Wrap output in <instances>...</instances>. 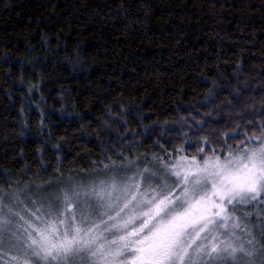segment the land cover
<instances>
[{
  "label": "trees",
  "instance_id": "1",
  "mask_svg": "<svg viewBox=\"0 0 264 264\" xmlns=\"http://www.w3.org/2000/svg\"><path fill=\"white\" fill-rule=\"evenodd\" d=\"M260 111L264 0H0V186L10 192L165 156L158 140L167 152L203 136L218 148Z\"/></svg>",
  "mask_w": 264,
  "mask_h": 264
},
{
  "label": "snow or ice",
  "instance_id": "2",
  "mask_svg": "<svg viewBox=\"0 0 264 264\" xmlns=\"http://www.w3.org/2000/svg\"><path fill=\"white\" fill-rule=\"evenodd\" d=\"M247 125L218 148L203 136L167 152L158 140L165 156L104 163L93 171L116 175L87 187L47 192L49 181L33 199L25 185L21 199L0 186V264H264V119Z\"/></svg>",
  "mask_w": 264,
  "mask_h": 264
},
{
  "label": "rangeland",
  "instance_id": "3",
  "mask_svg": "<svg viewBox=\"0 0 264 264\" xmlns=\"http://www.w3.org/2000/svg\"><path fill=\"white\" fill-rule=\"evenodd\" d=\"M151 156L152 155L148 156L149 160L151 159ZM136 159H137V157H134V158L126 159L123 162H126L127 160H136ZM115 162L117 164L121 163V162H118V161H115ZM147 163H148V161L144 160V157H141L140 160H139V167L143 168ZM149 166H151V165H149ZM153 170H155V169H153ZM113 175H116V173H112V172L104 173L102 171H96V172L90 171V172L83 173V174H81L79 176L78 175H73V176H68V175L64 176L63 175L62 176V180L58 181V179H56V180L53 181L54 183H58V187L47 188V192H58V191H60V189L65 188L67 186V183H68L69 180H71L72 182H74L76 184H82V185L87 187L93 181H97L98 182L99 180H106V179H109ZM126 175H131V172H127V173L123 172V171L119 172V176L121 178L126 176ZM169 183H171V181H169ZM45 187H47V185H45ZM11 192H15V191H11ZM47 192L41 193V195H47ZM17 193H19V192H17ZM35 193H36V189L34 188V189H32V191L30 193H28V195H31L33 197V199H35L36 198ZM21 199H25L24 193L21 195ZM257 239H260L259 234H257Z\"/></svg>",
  "mask_w": 264,
  "mask_h": 264
}]
</instances>
